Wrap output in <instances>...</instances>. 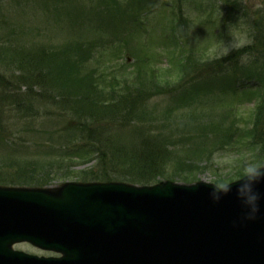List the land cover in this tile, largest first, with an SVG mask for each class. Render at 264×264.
I'll use <instances>...</instances> for the list:
<instances>
[{
    "label": "trees",
    "instance_id": "trees-1",
    "mask_svg": "<svg viewBox=\"0 0 264 264\" xmlns=\"http://www.w3.org/2000/svg\"><path fill=\"white\" fill-rule=\"evenodd\" d=\"M19 5L26 4L33 0H15ZM37 0H34V2ZM47 7L52 0H41ZM59 1L60 0H55ZM100 6L110 9V15L102 21V25L108 27L118 22V19H125V6L119 4L117 0H98ZM238 0H225V10L239 7ZM129 2L126 4L130 6ZM67 7V6H65ZM0 4V14L4 15ZM120 11V12H119ZM68 12V11H67ZM119 12V13H118ZM116 20L117 22H113ZM257 21L253 22V29ZM122 25L117 24V28ZM262 29V39L254 40V43L245 49L234 50L228 56L219 60H212L201 63L200 58L203 53L196 55L193 51L181 52L172 56L175 61V71L171 73L173 66L165 74H156L147 80L136 81L137 76L127 73V66H121L122 77L109 78L106 66L99 64L103 60L98 58L102 53L110 54L131 52L133 48L129 46L131 39L122 36L117 47H114L118 40V35H123L114 31V38L109 40L107 48H99L100 41L105 43L102 36H97L91 41L76 37L71 40L72 44H46L25 40L21 36V31L8 20L2 19L0 23V113L12 111L27 118L26 127L32 123L31 118L41 116L43 119L56 117H69L59 131L61 135L57 138L58 143L49 144L53 154L41 165L38 171L34 163L38 160H27L31 162L27 167L21 166L17 172L9 176L0 170V184H31L43 185L46 181L60 175V169L54 165L62 167L63 161L71 165L70 170L66 169L64 177L77 179H88L92 177L97 180H123L138 184H151L160 177L167 175V169L173 162H178L174 172L182 173L183 167L187 166L181 162L184 157L183 152L166 142L169 136L159 135L157 132L144 131L147 126L145 121L141 125L136 123L139 115L148 114L147 109L139 110L141 94L150 92L159 96L161 94L171 95L174 91L186 88L195 83L203 82L205 77L200 78L199 71L212 66H202L203 64H213L217 69L209 82L229 85L233 96L228 99L227 104L236 109L239 99H244L247 95L254 102L253 107L247 115L240 110L229 112L227 117H232L235 122L229 128L225 140L217 142V147L239 151L240 154L251 151L253 156L260 157L264 154V27L261 25L257 30V37ZM20 34V35H19ZM135 36H133L134 38ZM17 39V40H16ZM100 39V41H99ZM247 53L249 60L244 63L251 69L254 76L248 77L241 82V75L233 77V70L238 68L239 57ZM197 57H199L197 59ZM236 61L232 64V60ZM89 60H94V64L89 65ZM101 61V62H100ZM239 61V62H238ZM198 79V80H197ZM22 88H24L22 90ZM151 96H148L150 98ZM167 101V100H166ZM165 101V102H166ZM44 106L43 109L40 108ZM171 107L168 111H172ZM180 116V115H178ZM180 116V120L182 119ZM40 118V119H41ZM0 120L1 116H0ZM137 124L141 129H133L131 139L128 142V135L122 129L131 124ZM74 124L78 142L71 143L70 138L64 135H74L66 131L68 126ZM186 124L190 125L189 121ZM137 130H139L137 132ZM172 135V134H171ZM57 137V136H56ZM173 145V144H172ZM57 148V149H55ZM199 155H205L210 159L214 150L210 147H199ZM45 149V148H43ZM55 149V150H54ZM95 160V164L86 170H72L75 163H86ZM58 162L61 163L58 164ZM58 164V165H57ZM195 167L198 165L195 163ZM63 175H60L62 177ZM93 175V176H91Z\"/></svg>",
    "mask_w": 264,
    "mask_h": 264
},
{
    "label": "rangeland",
    "instance_id": "rangeland-1",
    "mask_svg": "<svg viewBox=\"0 0 264 264\" xmlns=\"http://www.w3.org/2000/svg\"><path fill=\"white\" fill-rule=\"evenodd\" d=\"M60 1L58 3L59 1L52 0L46 7L41 0L35 2L33 0L21 5L15 0H0L1 7H3L1 10L4 11V15L0 14V23L2 19H5L20 31L23 29L20 33L21 36L24 34L25 40L30 41V43L41 42L56 45L68 42V44H72L73 41L71 42V40L76 37L82 39L87 37L90 38L88 41H91L102 35L103 39H107L106 43L114 38V25L100 26L105 19L106 10H103L98 0ZM198 1H201L204 6L197 7L193 1L184 0L183 3L174 5L173 10L171 7L157 8L153 13L144 17V25L140 24L135 30L136 38L130 45L133 50L122 52L117 59L116 55L109 54L105 57V53L101 52L98 58L102 56L101 60H103V57H105L101 64L110 66L117 73L120 71V66L126 65L128 67L127 73L137 76L136 81L139 82V80L151 78L153 72L165 74L172 66L171 73H173L176 63L172 61L177 60H170L171 57L169 58L173 51V56L176 54L180 56L182 51L190 50L198 55L203 53L199 47L200 40L206 38L211 41L216 36L230 42L229 21L235 22L236 26L250 33L251 44L256 39H262V29L259 38L257 37V30L261 25L264 27V0H238L239 2L235 4L239 7L235 8L241 10L234 11L231 9L233 14L227 18L225 26L223 21V24L221 23V9H223L222 5L225 0ZM177 10H180L183 19L178 20L179 26L175 25L174 27L177 28L179 33V28L183 26L181 35L186 33L178 42H176L177 37L174 41L173 33H171L173 11ZM224 17L227 16L224 15ZM255 20L257 25L253 29L252 25ZM113 22H116V20H113ZM99 44L105 45L102 41ZM124 59L127 60L128 64H123ZM212 60L214 59L206 60L203 56L200 58L201 63ZM112 61H114L113 65H111ZM235 61L236 58L231 63L233 64ZM239 65L238 68L233 70V77L241 75V78L244 79H241L240 83L246 81L248 77L254 76L246 64L239 62ZM199 66H212L201 72L199 71L200 74H203L200 78H206L203 82L198 81L191 86L174 91L171 95L161 94L156 96L150 92L141 94L142 98H146L139 102V110L147 109L148 114L145 116L139 115L135 118L136 123L141 125L146 121L147 126L143 128L144 131L148 130L157 132L160 136H169L166 142L183 152L184 157L179 159L187 164V166H182V173H178L174 172V169L179 163L177 161L173 162L167 169V175L157 179V182L190 183L199 180L222 183L227 180L234 181L239 178V169L245 164L250 162L264 164V154L256 157L251 154V151L240 154L239 151L230 148L217 147V142L222 144L227 133L232 132L229 128L235 122V119L227 117V114L240 110L244 115H247L254 105L253 95L251 100L249 95L244 99H239L236 103V109L228 110L232 107L227 104L228 99L233 96L231 87L208 81L213 78L211 74L217 69L213 64L207 63ZM0 69H3L1 65ZM148 96L151 97L148 98ZM166 100L174 106L172 111H168L171 107ZM43 107H45L44 104L40 108L43 109ZM178 115H183V120H180ZM0 116L2 119L0 120V170L8 176L10 175L9 178H13L12 175L21 166L31 169V166H29L31 162H27V160L37 159L38 161L33 166L41 171V165L47 158H51L55 154L47 146L58 143L57 138L61 135L59 131L67 127L63 125L69 120L68 116L65 118L53 116L43 119L38 113L36 118H31L32 123L26 127L29 116L24 118V116H20L11 110L6 114L0 113ZM186 121H189L190 125L186 124L184 127L183 124ZM137 124L132 123L122 129L128 135V142L131 139L133 129H141ZM66 131L74 133V135H64L70 138L71 143L78 142L79 133L76 132L74 124L68 126ZM199 147H210L214 150L213 155L209 157L210 159H206L205 155H199ZM95 162L94 160L86 162V164L75 163L73 166L76 170H80L89 167L91 164L94 165ZM61 163L62 167L58 168L59 166L54 165L55 168L52 172L60 169V175H63L66 169L70 170L71 165H68L67 161ZM61 163L58 162L60 165ZM195 163L198 165L197 167L194 166ZM60 175L48 179L45 183L48 186H45V188L57 189L64 182L61 179L67 178L64 175L60 177ZM15 248L39 256H58L53 252L40 250L29 243H19L15 245Z\"/></svg>",
    "mask_w": 264,
    "mask_h": 264
},
{
    "label": "water",
    "instance_id": "water-1",
    "mask_svg": "<svg viewBox=\"0 0 264 264\" xmlns=\"http://www.w3.org/2000/svg\"><path fill=\"white\" fill-rule=\"evenodd\" d=\"M200 187L212 186L182 188L188 195L194 190L198 204L203 199ZM178 189L171 182L153 187L124 183L0 187V264H254L253 256L264 249V185L259 188L263 197L259 218L250 221L239 212L229 224H220L213 216L196 218L203 208L179 206ZM244 221L252 233L241 244L230 231H243ZM201 230L217 248L193 256L191 248L205 245ZM21 240L65 255L54 260L12 251L13 242Z\"/></svg>",
    "mask_w": 264,
    "mask_h": 264
},
{
    "label": "clouds",
    "instance_id": "clouds-1",
    "mask_svg": "<svg viewBox=\"0 0 264 264\" xmlns=\"http://www.w3.org/2000/svg\"><path fill=\"white\" fill-rule=\"evenodd\" d=\"M224 13L221 9V23L223 21ZM220 23V25H221ZM228 32L231 36V41L226 42L223 38L216 36L215 39L209 41L206 38L200 40L199 47L203 52L204 59H222L228 56L233 50L245 49L252 43L251 35L245 29L236 26L235 22H228ZM240 63H247L249 56L243 53L239 57ZM238 181H244V184L239 183L237 186L238 195L242 189L246 188L249 196L247 197L248 203L253 212L258 211L259 196L255 191V185L264 182V164L260 162H250L245 164L239 169V178L235 182L231 180L224 181L219 184L222 190H230L231 184ZM215 187V186H214Z\"/></svg>",
    "mask_w": 264,
    "mask_h": 264
}]
</instances>
